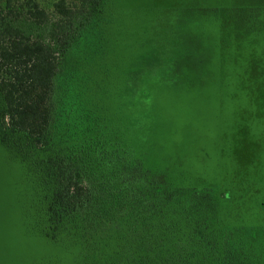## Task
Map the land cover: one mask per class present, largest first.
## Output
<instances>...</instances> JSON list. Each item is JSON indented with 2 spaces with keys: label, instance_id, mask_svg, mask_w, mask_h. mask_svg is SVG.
<instances>
[{
  "label": "rangeland",
  "instance_id": "rangeland-1",
  "mask_svg": "<svg viewBox=\"0 0 264 264\" xmlns=\"http://www.w3.org/2000/svg\"><path fill=\"white\" fill-rule=\"evenodd\" d=\"M256 1L107 0L102 40L88 37L85 69L88 96L110 125L134 143L137 124L144 127L148 164L178 184L209 188L223 223L257 234L262 248L264 42L262 28L255 38L233 17L241 11L245 20ZM47 230L40 187L0 144V264H87L116 251L124 235L63 232L54 240ZM120 242L121 256L132 250Z\"/></svg>",
  "mask_w": 264,
  "mask_h": 264
},
{
  "label": "trees",
  "instance_id": "trees-1",
  "mask_svg": "<svg viewBox=\"0 0 264 264\" xmlns=\"http://www.w3.org/2000/svg\"><path fill=\"white\" fill-rule=\"evenodd\" d=\"M106 1L0 0V144L40 187L46 235L124 234L87 264H264V234L261 248L257 234L224 224L218 195L148 164L140 122L134 143L91 102L85 50L88 37L102 40ZM251 3L236 27L255 38L262 28L264 42V0ZM45 26L47 36L34 34ZM121 240L132 249L123 256Z\"/></svg>",
  "mask_w": 264,
  "mask_h": 264
}]
</instances>
